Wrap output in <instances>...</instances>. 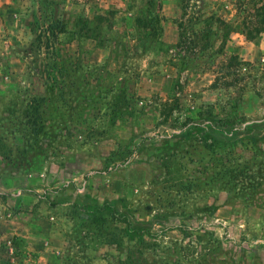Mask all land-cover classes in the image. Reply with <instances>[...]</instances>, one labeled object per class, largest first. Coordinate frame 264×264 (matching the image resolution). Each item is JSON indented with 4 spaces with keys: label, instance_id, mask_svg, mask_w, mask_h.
Returning <instances> with one entry per match:
<instances>
[{
    "label": "rangeland",
    "instance_id": "obj_1",
    "mask_svg": "<svg viewBox=\"0 0 264 264\" xmlns=\"http://www.w3.org/2000/svg\"><path fill=\"white\" fill-rule=\"evenodd\" d=\"M1 1L25 32L0 33V264H264V31L247 36L264 0ZM75 18L95 39L68 44ZM230 56L253 65L238 81L217 73ZM39 96L64 124L50 111L36 137ZM104 203L150 236L88 224Z\"/></svg>",
    "mask_w": 264,
    "mask_h": 264
},
{
    "label": "trees",
    "instance_id": "obj_2",
    "mask_svg": "<svg viewBox=\"0 0 264 264\" xmlns=\"http://www.w3.org/2000/svg\"><path fill=\"white\" fill-rule=\"evenodd\" d=\"M261 11H259V15H260V20H259V25L255 28V31L252 32L251 29H248L247 31V36L249 39H252L254 37V35L258 36L260 35L263 31H264V27H262V25H264V4L261 6ZM137 20V19H136ZM192 20V21H191ZM190 20V27L194 25L193 20H197V18L191 19ZM91 21L85 18H75L74 21L72 22V27L74 28V33L71 34L72 35V39L70 40V42H68V44H71L73 42H76L78 40H80L79 38L82 39H95L93 36H91V31H90V24ZM225 23L223 22V25ZM69 23L68 22H64L62 20H60L59 18H56V21L50 26V29H57V33H53L54 38L58 37V34H68L69 33V29H68ZM54 27V28H53ZM179 28L181 30L180 32V42L178 43V45L181 44L182 39L186 38L187 33L183 34V25L180 24ZM72 29V28H71ZM33 32V31H32ZM193 36L198 37L197 32L192 33ZM209 36L207 35L206 38L202 39L205 40L204 45H203V50H207L211 48V42L210 39L208 38ZM199 38V37H198ZM198 38H194L192 39L193 43H196V41L198 40ZM78 39V40H77ZM199 40H201V38H199ZM80 42V41H79ZM67 45V44H66ZM68 65L70 66L71 64L68 63ZM73 66V65H72ZM75 66L78 67V69L75 70H80L81 69V65H77V61L75 62ZM58 68V67H57ZM251 68H253L252 64H249L248 62L242 61L241 59H239L237 56H230L228 58H226V60L220 65L219 67V71L218 76H221L222 78L226 79V77L228 76H232L234 80L238 81L240 75L243 76L244 73H242V70H250ZM65 69V73L68 74L69 71L68 68H64ZM59 70V69H58ZM218 79V78H217ZM74 88L80 90L81 86L74 84ZM70 86H72V83H70ZM71 89H69L68 91V95L71 98H74V95L77 93V90L72 89V87H70ZM51 101L44 96H39V97H33V99L30 101V105H28V110L26 111V114L24 116L26 120V124L28 126V133L30 136L34 135L36 137L42 135L47 134L48 132L52 131V126H49V123H52V121H49L47 119V116H49V112L53 111L54 113H57L56 111H54V109L50 108V104ZM52 108L54 107L51 106ZM52 120L54 121V124H57V122H59L60 124H64L63 120H62V116L59 115L58 113L56 114L55 117L52 118ZM215 125V124H214ZM219 127V126H217ZM2 126L0 125V130H1ZM251 129H254L255 131H260V129H264V122L262 123H258V124H254L250 127ZM254 139H259L262 137V134L260 133H255L254 134ZM25 145L24 147V153L26 154H30L34 151V149L38 146V141H36L34 144L31 143L30 140L26 139L25 141ZM5 138L3 136L0 135V155L3 157L6 154L5 151ZM111 209V210H110ZM113 211V207L109 206L108 203H104L102 206L96 207L94 209L95 215H89V217H87V223L96 226L97 228H99V226L105 222L106 220V215H109L111 212ZM86 212L88 213V209L86 210ZM112 217L116 222H121L124 223L126 225V229L129 231H133L136 233V235L138 236V238H140V242L143 244L145 241L143 239V237L145 235H149L150 236V231H148L145 228H141L138 229L137 227H135V225L133 224V222L130 220V218L126 215H121L117 212H112L109 217ZM104 225H101V227H103ZM71 264H76L74 262H72ZM105 264H149V260L146 259V257H144V254L142 252H140L137 256H133V255H126L125 258H118L116 261H107Z\"/></svg>",
    "mask_w": 264,
    "mask_h": 264
},
{
    "label": "crops",
    "instance_id": "obj_3",
    "mask_svg": "<svg viewBox=\"0 0 264 264\" xmlns=\"http://www.w3.org/2000/svg\"><path fill=\"white\" fill-rule=\"evenodd\" d=\"M103 2H107V4L109 5L112 1L114 0H102ZM177 0H162V11H166V16H169L170 14L174 13L175 10L172 9L175 7V2ZM8 19H10L8 17V14L6 13V9L5 7H3L2 5V1L0 0V33H3L5 37L7 36H11L9 37L8 40L5 41V44H8L11 38H16L17 33L21 34L23 32H25V30L19 28V27H15L13 28V26H11L8 22Z\"/></svg>",
    "mask_w": 264,
    "mask_h": 264
}]
</instances>
